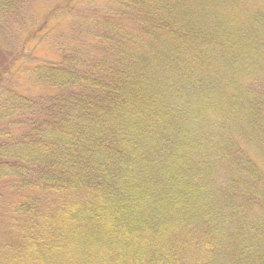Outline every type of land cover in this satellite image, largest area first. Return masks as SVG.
<instances>
[{
  "label": "trees",
  "instance_id": "trees-1",
  "mask_svg": "<svg viewBox=\"0 0 264 264\" xmlns=\"http://www.w3.org/2000/svg\"><path fill=\"white\" fill-rule=\"evenodd\" d=\"M41 1L0 0V264H264V10Z\"/></svg>",
  "mask_w": 264,
  "mask_h": 264
},
{
  "label": "rangeland",
  "instance_id": "rangeland-1",
  "mask_svg": "<svg viewBox=\"0 0 264 264\" xmlns=\"http://www.w3.org/2000/svg\"><path fill=\"white\" fill-rule=\"evenodd\" d=\"M42 1L39 3L37 2L33 8V11L35 10L38 14H44L47 9L51 6V4L54 3L52 0ZM233 6L235 7L229 8V10L231 11H229L230 13H227V15L232 14L233 18L235 19V22H244V24H247L249 23V17L252 15V11H254L255 9L259 11L264 10V0H235ZM258 57L259 58H256L255 61L256 64L259 65V67L261 68L260 77L261 79H264V48L261 52V55H259Z\"/></svg>",
  "mask_w": 264,
  "mask_h": 264
}]
</instances>
